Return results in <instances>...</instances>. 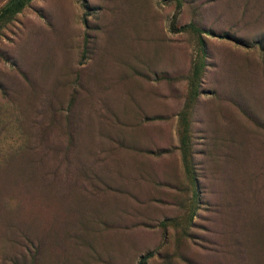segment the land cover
<instances>
[{"label":"rangeland","instance_id":"rangeland-1","mask_svg":"<svg viewBox=\"0 0 264 264\" xmlns=\"http://www.w3.org/2000/svg\"><path fill=\"white\" fill-rule=\"evenodd\" d=\"M0 264H264V0L3 18Z\"/></svg>","mask_w":264,"mask_h":264},{"label":"trees","instance_id":"trees-1","mask_svg":"<svg viewBox=\"0 0 264 264\" xmlns=\"http://www.w3.org/2000/svg\"><path fill=\"white\" fill-rule=\"evenodd\" d=\"M32 0H9L7 4L0 10V22L3 18L13 15L17 12H19L28 2ZM190 93L195 96L194 93V84L190 83ZM187 108H189V105H187ZM189 133V126L187 122L183 121L181 130H180V151L183 157V163L185 170L189 171V161H190V137L188 135Z\"/></svg>","mask_w":264,"mask_h":264}]
</instances>
